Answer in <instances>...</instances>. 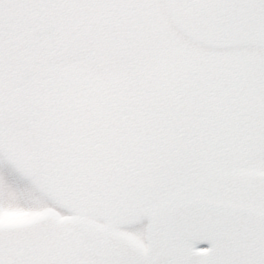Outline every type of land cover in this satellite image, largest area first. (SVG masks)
<instances>
[{"label":"snow or ice","instance_id":"1","mask_svg":"<svg viewBox=\"0 0 264 264\" xmlns=\"http://www.w3.org/2000/svg\"><path fill=\"white\" fill-rule=\"evenodd\" d=\"M0 264H264V0H0Z\"/></svg>","mask_w":264,"mask_h":264}]
</instances>
